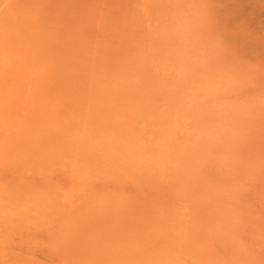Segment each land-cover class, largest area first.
I'll return each mask as SVG.
<instances>
[{
  "label": "rangeland",
  "instance_id": "374dc122",
  "mask_svg": "<svg viewBox=\"0 0 264 264\" xmlns=\"http://www.w3.org/2000/svg\"><path fill=\"white\" fill-rule=\"evenodd\" d=\"M0 264H264V0H0Z\"/></svg>",
  "mask_w": 264,
  "mask_h": 264
}]
</instances>
